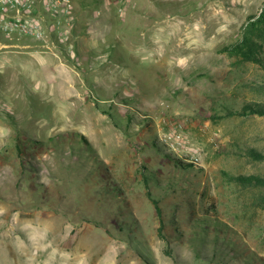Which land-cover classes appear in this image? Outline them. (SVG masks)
<instances>
[{"label":"rangeland","instance_id":"obj_1","mask_svg":"<svg viewBox=\"0 0 264 264\" xmlns=\"http://www.w3.org/2000/svg\"><path fill=\"white\" fill-rule=\"evenodd\" d=\"M72 1L0 48V264H264V117L227 113L264 104L227 50L264 0Z\"/></svg>","mask_w":264,"mask_h":264},{"label":"built area","instance_id":"obj_2","mask_svg":"<svg viewBox=\"0 0 264 264\" xmlns=\"http://www.w3.org/2000/svg\"><path fill=\"white\" fill-rule=\"evenodd\" d=\"M74 10L72 0H0V48L3 40L65 43L75 28Z\"/></svg>","mask_w":264,"mask_h":264},{"label":"trees","instance_id":"obj_3","mask_svg":"<svg viewBox=\"0 0 264 264\" xmlns=\"http://www.w3.org/2000/svg\"><path fill=\"white\" fill-rule=\"evenodd\" d=\"M243 31L242 38L227 50L242 61L254 62L264 67V6L261 7L258 15L250 18L249 22L243 28ZM227 113L230 116L237 115L248 117L258 115L264 117V104L247 103L242 107L241 111L227 110ZM253 154L258 156L259 159H264V156L257 153V151H253ZM181 164L183 165L182 162H180V165ZM245 180H256L260 182V180L255 177H250ZM148 196L160 215L161 209L158 202L153 199L150 192L148 193Z\"/></svg>","mask_w":264,"mask_h":264},{"label":"crops","instance_id":"obj_4","mask_svg":"<svg viewBox=\"0 0 264 264\" xmlns=\"http://www.w3.org/2000/svg\"><path fill=\"white\" fill-rule=\"evenodd\" d=\"M1 40H2V38H1Z\"/></svg>","mask_w":264,"mask_h":264}]
</instances>
